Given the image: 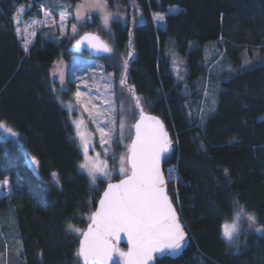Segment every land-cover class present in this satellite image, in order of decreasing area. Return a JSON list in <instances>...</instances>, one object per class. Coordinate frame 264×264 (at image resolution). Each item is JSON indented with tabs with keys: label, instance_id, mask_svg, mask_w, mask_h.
Here are the masks:
<instances>
[{
	"label": "trees",
	"instance_id": "obj_1",
	"mask_svg": "<svg viewBox=\"0 0 264 264\" xmlns=\"http://www.w3.org/2000/svg\"><path fill=\"white\" fill-rule=\"evenodd\" d=\"M129 1L108 0V5L128 11ZM134 1L145 21L113 20L115 46L120 56L132 51L128 84L143 97L148 112L165 121L177 143L163 169L167 180L168 169H175L178 180L167 183L168 193L191 236L180 257H164L156 264H264V232L242 235L237 252L221 229L224 218L233 215V199L264 225V0ZM29 2L0 0V122L18 134L0 137V181L10 184L0 208L15 210L24 264H80L79 237L67 225L87 226L106 184L94 189L78 168L82 155L68 112L57 99L51 68L61 56L70 62L74 55L99 60L109 55L74 52L73 39L53 38L43 30L26 52L13 15ZM174 5L180 10L169 13ZM160 12L164 27L152 19ZM171 39L186 59L190 93L172 72L166 52ZM211 41L229 69L212 72L219 56L211 59L212 66L206 64L205 47ZM247 59L251 63L245 66ZM213 78L219 90L216 110L200 123L192 109L203 97L197 85ZM29 157L38 164L33 160L30 165Z\"/></svg>",
	"mask_w": 264,
	"mask_h": 264
},
{
	"label": "snow or ice",
	"instance_id": "obj_2",
	"mask_svg": "<svg viewBox=\"0 0 264 264\" xmlns=\"http://www.w3.org/2000/svg\"><path fill=\"white\" fill-rule=\"evenodd\" d=\"M89 7L100 13L105 29H109L110 20L119 21L122 19L118 15L120 12L118 7L116 14L109 10L108 0H89ZM82 8L83 5L77 6L74 18L78 22L86 24L90 21L85 19L84 13L81 11ZM69 15L65 13L60 16V30L62 32L67 27L65 21ZM47 16L50 17V13H47ZM153 19L157 22H163L165 16L153 13ZM17 23H19L18 19ZM51 23L54 24L55 20H51ZM77 30V24L73 23L71 31L76 33ZM16 31L19 33V27L16 28ZM31 35L35 36V32ZM85 44L97 53L109 54L108 58H116L111 55L113 48L106 42L100 41V38L92 33H85L76 40L75 47ZM130 44L131 40H129ZM24 50L28 51L27 42L24 44ZM132 55V51H129L127 57L123 59L124 72L120 80L122 87L127 85L126 73ZM63 79V75H61L60 82L62 85ZM87 83L84 81L85 86ZM128 91L135 100L133 110L139 109V119L131 125L135 135L131 143L126 145L127 152L119 156L117 171L123 178L118 183L110 182L111 173L108 170L107 161L99 159L100 153H96L95 157L88 155L89 140L83 131H79L83 121L81 120L76 124L77 135L80 137L84 156V161L78 165V168L86 171L91 184L94 186L101 176L108 181L107 190L104 191L103 197L99 200L98 209L93 211L88 218L90 222L87 230L82 231L72 224L67 225V230L70 233L82 236L76 255L82 258L84 264H113V257L122 259L123 264H153L157 260L158 254L162 255L165 252L178 254L189 243L185 226L180 222L167 192V183L177 181L178 177L175 175V169L169 168V179L166 181L162 170V162L167 159L166 154L173 150V140L162 121L157 117L145 114L141 98L135 94L134 86ZM85 96H87V92L78 89L75 93V100L77 105L82 106L84 111L89 112L91 116L92 113L88 107L91 99L89 98L88 103H85ZM105 103H109L107 115L110 117L109 123L112 125V129L106 131L104 127L97 125L100 142L101 144L111 143L115 138L119 144L124 138V120L120 121V131L116 136L113 131L116 126L114 118L116 109L109 101H105ZM124 113L125 109L121 104V115ZM100 115L103 117L104 113H100ZM0 127H4L3 122H0ZM5 130L13 136L17 135L10 128ZM201 147L204 148L203 142H201ZM108 151L109 149H104L105 155L108 154ZM112 155L115 159L116 154L113 153ZM34 162L38 164V161L34 160ZM224 171L227 174V170ZM52 177L59 185L58 175L52 173ZM4 183L6 184L7 181ZM232 204L234 209L232 220L229 222L228 218L225 217L221 229L222 236L229 247L238 252L241 247V217H246V229H254L261 233L264 232V225L257 226L256 214L246 211V206L241 205L237 199H233ZM121 234L126 235L130 245L127 251H122L118 246ZM115 264H119V260Z\"/></svg>",
	"mask_w": 264,
	"mask_h": 264
},
{
	"label": "rangeland",
	"instance_id": "obj_3",
	"mask_svg": "<svg viewBox=\"0 0 264 264\" xmlns=\"http://www.w3.org/2000/svg\"><path fill=\"white\" fill-rule=\"evenodd\" d=\"M40 3L45 7L44 13L40 11L39 6L37 3L35 4L34 0H30L26 6H19L13 15L15 30L17 27L20 29L19 33L17 31L16 33L23 48L26 42L28 43L29 48L34 42L37 33L41 30L53 38L73 39V42L85 32H94L99 34L101 38L113 48V53L111 55L116 58H108V56L105 60H99L84 55H74L73 59L68 62L61 56L54 62L51 68V76L54 80L57 99L68 112L69 121L73 127V139L77 143L82 155L81 163L84 161V156L82 153L80 137L77 135L78 130L76 124L82 120L83 123L79 131H83L86 138L89 140L88 155L95 157L96 153H100L99 159L101 161H107L108 170L111 173L110 182H112L115 178L122 177L117 171L119 167V156L127 152L126 145L131 143L134 133L131 125L135 123L139 115V109L133 110L135 100L132 98V94L128 91L132 86L128 84V81L126 86L122 87L120 85L122 73L124 72L123 59L127 57V54L126 56H120L115 46V36L111 28V23L115 19L110 20V30L105 29L102 25L100 13L94 8L89 7V0H80L76 5H72L69 0H44L43 3ZM69 5L71 7H68ZM78 5H83L81 11L84 13L86 20H89V17L92 18V23L88 22L83 24L74 18V13ZM117 7L120 9L118 15L122 17V19H120L122 22H125L126 20V22L132 24L137 23L138 21H145L143 12L134 0L129 1L128 11L122 5H117L115 7H110L108 5L109 10L114 14H116ZM179 10V6L174 5L169 7L168 12L174 13ZM47 13H50V17L47 16ZM65 13L70 15L65 21L67 27L62 32L60 30V16ZM159 14L163 13L160 12ZM17 19L19 20V23H17ZM51 20H55V23H51ZM73 23L77 24L78 30L76 33L71 31V25ZM155 23L159 25V27L165 26V20L163 22L155 21ZM33 32H35V36L31 35ZM191 45L194 46L195 42H192ZM166 52L171 62L173 74L178 81L185 82L187 76L186 59L178 53L176 42L173 39H171V43L166 49ZM205 52V62L207 65L212 66L213 62L211 59L214 56H219L217 65H214L211 69L212 72H221L229 69L227 64L223 62L226 61V58L225 60L222 59V51L216 42L211 41L207 43ZM245 57H248V55ZM131 59L129 60L128 65L131 62ZM250 63L249 59L245 60V66ZM61 75H63L64 78L63 85L60 82ZM84 81L88 82L87 86H85ZM206 82L200 81V83H198L197 90L203 95V97L201 96L199 99L200 102L197 105H192V109H194L193 116L200 123H202V121L205 122L206 118L216 110L219 94L215 78H213V81L209 79V81ZM78 89L87 92V96L84 97L85 103H88L89 98L91 99V103L88 105L89 111L92 113L91 116L89 115V112L84 111L83 107L76 103L75 93ZM184 92L190 93V89L186 85V82L184 83ZM136 95L141 98V104L144 111L148 112L146 109L148 106L144 102L143 97L138 94ZM105 101H109L116 109L114 115L116 126L115 129H113L116 136H118L120 131V121L124 120L125 123L124 138L119 144L115 138L111 143L101 144L100 142V133L97 130V125L104 127L106 131L112 129V125L109 123L110 117L107 115L109 103H105ZM121 104H123V108L125 109L123 115H121ZM93 105H95V107H93ZM100 113H104V116L101 117ZM261 118L264 119V114ZM6 128L11 129V127L6 124H4V127H0V137L18 138V134L13 136L5 130ZM104 149H109L107 155H105ZM113 153L116 154L115 159H113ZM28 163L30 165L34 164L31 157L28 158ZM81 171L87 174L86 171ZM5 181H7L6 184L4 183ZM107 183L108 181L101 176L97 179L96 185H92V187L94 189H99L101 184ZM9 191V181L7 179L0 181V197L7 195ZM232 217L228 220L229 222H231ZM246 223V217L242 216L240 240L242 235L256 232L254 229H246ZM257 226L260 225L258 224ZM80 230L83 231V229ZM77 236L80 237L78 234ZM242 243L243 241L241 240V244ZM119 248L122 251H126V248H123V246ZM77 258L80 264H82L80 258L78 256ZM117 260H119V264L123 263V260L119 259V257H116V261ZM0 264H24L23 242L15 210L13 208L7 210L0 208Z\"/></svg>",
	"mask_w": 264,
	"mask_h": 264
},
{
	"label": "water",
	"instance_id": "obj_4",
	"mask_svg": "<svg viewBox=\"0 0 264 264\" xmlns=\"http://www.w3.org/2000/svg\"><path fill=\"white\" fill-rule=\"evenodd\" d=\"M89 21H90V23H92V18H91V17H89ZM85 33H92L93 35L98 36V37L100 38V41L105 42V41L101 38V36H100L99 34H97V33H94V32H85ZM85 33H83L81 36H83ZM81 36H80V37H81ZM80 37H78L76 40L80 39ZM76 40L72 43V45H71V47H70L71 50L74 51V52H80V51H82V50H86V51H88L90 54H92V55H94V56H97V57H101V56H106V55H108V54H105V53H97L94 49H92L91 47H88L87 44H85V45H81L80 47H75ZM106 43H107V42H106ZM107 44H108V43H107ZM108 45H109V44H108ZM135 94H136V92H135ZM144 112H145V114H147V115H149V116L157 117L160 121H162V123H163L165 129L167 130L169 136L171 137V134H170L169 130L167 129V125H166L165 121H164L160 116H158V115H156V114H154V113H150V112H146V111H144ZM138 119H139V116H138V118L136 119L135 123L137 122ZM135 123H134V124H135ZM133 131H134V129H133ZM134 135H135V131H134V133H133V137H132V139L134 138ZM171 138H172V137H171ZM172 140H173V138H172ZM176 148H177V143H176L175 140H173V150H172L170 153H167L166 156H169L170 154H172ZM162 170L164 171V169H163V162H162ZM164 175H165V172H164ZM122 178H123V177H122ZM122 178H120V179H122ZM120 179L114 180V181H112V183H118ZM165 179H166V181H167L166 175H165ZM106 190H107V184L105 185V188L103 189V191H102V193H101V195H100V197H99V199H98V201H97L96 207H95V209H94L93 211H95L96 209H98V207H99V200L103 197V193H104V191H106ZM167 192H168V184H167ZM168 195H169V193H168ZM169 196H170V195H169ZM170 198H171V196H170ZM171 200H172V198H171ZM172 203H173V206H174L175 209H176V212H177V214H178V217H179L180 222L185 226V231H186V233L188 234L187 238H188V241H189V243H188V245H189L190 242H191V236H190L189 232L187 231L186 225H185V223L183 222V219H182V217H181V214H180V212H179L177 206L174 204L173 200H172ZM89 222H90V221H89ZM89 222H88V224H87V226H86V229H85L84 231L87 230L88 225H89ZM81 240H82V236H81L80 239H79V246H80V241H81ZM121 245H125V246H126V251H127L128 248L130 247V245H129L128 242H127L126 235H124V234H121V239H120V241L118 242V246H121ZM187 247H188V246H187ZM187 247H185V248L182 250V252H180V253H178V254H172V253H170V252H165V253L162 254V255H161V254H158V258H157V260H158V259H161V258H164V257H169V258H174V259H175V258H178V257H180V256L184 253V251L186 250ZM80 259H81L82 264H84L82 258H80ZM157 260H155V261L153 262V264H156ZM115 262H116V257H113V264H115ZM122 264H123V263H122Z\"/></svg>",
	"mask_w": 264,
	"mask_h": 264
},
{
	"label": "bare ground",
	"instance_id": "obj_5",
	"mask_svg": "<svg viewBox=\"0 0 264 264\" xmlns=\"http://www.w3.org/2000/svg\"><path fill=\"white\" fill-rule=\"evenodd\" d=\"M138 5V4H137ZM139 6V5H138ZM140 7V6H139ZM140 9H141V7H140ZM152 19H153V14H152ZM153 21H154V23H155V20L153 19ZM141 23H143V22H140V21H138L137 23H135V24H141ZM105 188V187H104ZM86 229V227L83 229V231ZM188 231V230H187ZM81 237V236H80ZM80 237H79V239H80ZM122 246H124L125 248H126V246L125 245H121V246H119V247H122ZM78 249H79V242H78ZM78 251V250H77ZM80 258V257H79ZM81 260V259H80Z\"/></svg>",
	"mask_w": 264,
	"mask_h": 264
},
{
	"label": "built area",
	"instance_id": "obj_6",
	"mask_svg": "<svg viewBox=\"0 0 264 264\" xmlns=\"http://www.w3.org/2000/svg\"><path fill=\"white\" fill-rule=\"evenodd\" d=\"M44 10V9H43Z\"/></svg>",
	"mask_w": 264,
	"mask_h": 264
}]
</instances>
